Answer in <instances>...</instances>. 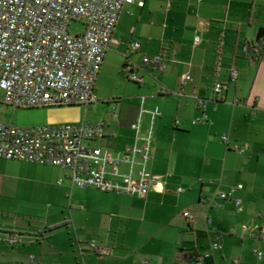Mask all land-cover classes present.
<instances>
[{
  "label": "crops",
  "instance_id": "crops-1",
  "mask_svg": "<svg viewBox=\"0 0 264 264\" xmlns=\"http://www.w3.org/2000/svg\"><path fill=\"white\" fill-rule=\"evenodd\" d=\"M261 29L264 0H134L124 6L96 80V100L80 122L103 125L105 136L91 145L121 154L134 143L130 126L144 97V109L158 112L148 168L162 178L163 191L138 198L74 187L66 171L41 166L65 187L64 194L79 189L87 199L77 198L70 221L39 213L35 226L29 208L0 202V264H264V241L254 231L264 227V49L258 60L245 49ZM196 36L200 42L194 46ZM134 41L137 51L129 47ZM160 54L168 59L163 73L144 66L136 71L139 82L128 80L125 65ZM115 63L137 86V96L101 101L108 109L97 112V86L104 68ZM232 68L238 72L234 82ZM184 74L191 81L181 85ZM217 82L223 87L219 97L212 93ZM158 88L163 91L157 95ZM192 95L204 100L203 109ZM150 123L145 113L143 134ZM233 144L246 151H233ZM220 193L231 196L221 199ZM82 206L107 209L108 226L89 222L90 213L77 212ZM245 226L251 230L244 232ZM10 235L20 237L12 247L6 242ZM215 240L221 249L200 260ZM91 243L109 254L99 256ZM255 249L262 252L260 261Z\"/></svg>",
  "mask_w": 264,
  "mask_h": 264
},
{
  "label": "built area",
  "instance_id": "built-area-1",
  "mask_svg": "<svg viewBox=\"0 0 264 264\" xmlns=\"http://www.w3.org/2000/svg\"><path fill=\"white\" fill-rule=\"evenodd\" d=\"M133 3L134 0H0V102L13 109L76 105L87 109L96 100L93 94L96 80L104 55L113 42L119 14L124 6ZM138 6L142 7L143 3L139 2ZM72 22L81 24L82 33L70 34L68 27ZM193 42L194 46L199 44V37ZM129 47L137 51L140 44L134 41ZM245 49L253 60L260 58L261 49L257 45ZM167 62L166 54L143 56L140 64L125 65L124 72L129 81L139 82L138 69L147 66L163 73ZM237 76V70L232 68L231 81ZM180 81L183 85L191 78L184 74ZM222 88V84L215 83L214 96L219 97ZM162 91L158 88L156 94ZM191 97L200 109L204 108L203 99ZM144 99L140 98L138 116L130 126L134 143L121 154L91 145L105 136L101 124L79 122L22 129L0 122V159L64 170L74 187L138 198H145L151 190L162 192V178L148 168L152 159L153 121L158 112L146 111ZM145 113L151 116V123L143 134L141 124ZM220 139L223 144L229 142L227 135ZM231 149L241 154L246 151L245 146L237 144ZM123 166L127 168L125 172L121 170ZM230 196L231 193L218 195L221 199ZM235 204L241 212V202L235 200ZM183 216L189 218L187 212ZM250 230L243 227L244 232ZM254 231L264 241V227L256 226ZM19 240V236L10 235L6 242L12 247ZM90 248L99 256L109 254V250L94 243ZM219 249L220 244L213 241L200 260ZM253 254L258 261L262 259L259 249ZM233 264L240 263L234 260Z\"/></svg>",
  "mask_w": 264,
  "mask_h": 264
},
{
  "label": "rangeland",
  "instance_id": "rangeland-1",
  "mask_svg": "<svg viewBox=\"0 0 264 264\" xmlns=\"http://www.w3.org/2000/svg\"><path fill=\"white\" fill-rule=\"evenodd\" d=\"M68 31L72 35H77L82 33L83 27L78 22H72ZM117 68L115 63L107 70L106 68L103 70V77L95 92L100 100L97 104L102 108L97 112L108 109L101 101H124L137 96V86L125 80L122 74L117 72ZM90 107L87 110L84 106L78 105L13 109L0 102V122L10 123L22 129L73 124L79 123L84 115H89ZM3 162L6 165L0 169V202L15 203L17 208L20 205L29 208L33 215V226L37 224L39 213L42 218L59 220L65 216L70 221L71 214L76 215L77 198L87 199L85 193L79 189H74L71 195L64 194L65 187H58L57 180L53 179L49 170L40 165L22 161ZM81 208L84 210L77 212H85L81 215L90 213L87 215L89 218L86 217L89 222L95 223V226H108L111 215L107 209L99 206Z\"/></svg>",
  "mask_w": 264,
  "mask_h": 264
},
{
  "label": "trees",
  "instance_id": "trees-1",
  "mask_svg": "<svg viewBox=\"0 0 264 264\" xmlns=\"http://www.w3.org/2000/svg\"><path fill=\"white\" fill-rule=\"evenodd\" d=\"M251 45H257L260 47L261 51L264 49V29L259 30L256 42L252 43Z\"/></svg>",
  "mask_w": 264,
  "mask_h": 264
}]
</instances>
